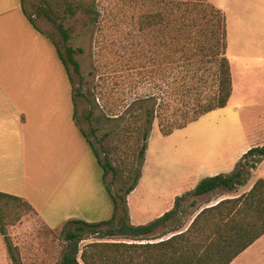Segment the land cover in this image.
Returning a JSON list of instances; mask_svg holds the SVG:
<instances>
[{
    "label": "rangeland",
    "instance_id": "obj_1",
    "mask_svg": "<svg viewBox=\"0 0 264 264\" xmlns=\"http://www.w3.org/2000/svg\"><path fill=\"white\" fill-rule=\"evenodd\" d=\"M7 2L8 6H4V9L8 7L11 14H21L19 0ZM199 3L200 0H192L188 4ZM23 7L40 30L35 34L44 44L43 52L47 46L50 57L57 62L67 94L68 79L51 42L58 46L62 54L65 47L82 50L74 55L79 65V75L71 72L72 86L80 92L79 96L74 97L75 136L80 138L82 135L80 128L98 152L100 160L111 164L114 171H110L104 181L111 193L123 195L139 168L137 151L145 125V109L150 108L146 98H158L156 103L159 107L154 109L160 120L177 111L180 105V92L172 88L180 84L181 78L166 72L167 64L163 58L166 40L160 35L165 31L170 13L163 9L162 3L138 0H23ZM43 10L53 22L60 23L66 30L67 41L61 39ZM94 11L98 15L95 21L92 20ZM147 14H158L162 21L146 27ZM209 19L212 22L215 20L210 16ZM24 23L32 30L27 22ZM159 117L154 118L147 141V159L140 184L142 188L162 172H177L181 166L179 161L183 159L209 156L210 146L216 144L213 142L225 141L233 151L244 145L257 147L264 144V114L261 113V123L242 122L245 116L237 114L232 102L200 116L168 136L159 133ZM83 138L81 136V140H78L80 146L75 141V168L85 164V154L82 157V153L88 149V144ZM247 162L252 168L247 169L244 184L234 191L219 188L201 196H185L179 214L167 223V228L181 226V229H185L200 209L220 199L241 195L258 178H264V157L249 158ZM101 176L102 170L94 159L91 169L79 173L76 169L74 171V179L85 195L96 187L97 192L92 194L91 199L98 203L104 221L111 217L112 202ZM1 210L4 215L1 225H4L18 264H57L60 261L66 250L60 228L49 229L34 212L20 214L19 206L11 201ZM82 211L86 215L97 212L94 209ZM117 239L100 241L116 242ZM94 240L87 237L78 246L81 248ZM260 249L264 253V245ZM240 264H264V256L255 251Z\"/></svg>",
    "mask_w": 264,
    "mask_h": 264
},
{
    "label": "crops",
    "instance_id": "obj_2",
    "mask_svg": "<svg viewBox=\"0 0 264 264\" xmlns=\"http://www.w3.org/2000/svg\"><path fill=\"white\" fill-rule=\"evenodd\" d=\"M203 1L224 16L225 57L231 81L227 103L232 102L237 114L245 116L242 122L261 123L264 0ZM4 6H8L7 0H0V192L25 200L49 229L61 228L69 219L102 221L98 203L91 199L96 187L85 195L74 179L75 169L78 173L89 170L92 159H96L88 145L82 153L85 164L75 168V141L80 146L78 140L83 135L75 136L70 84L67 94L58 64L50 57L47 46L43 52L44 44L23 15L20 0L21 14H11ZM213 143L216 144L210 146L209 156L183 159L177 172H162L142 188L147 143L140 177L126 196L130 224L142 225L160 217L173 207L176 197L192 191L201 179L230 174L242 155L253 147L244 145L233 151L225 141ZM82 209L97 212L86 215ZM261 245L264 235L230 264L244 263L255 251L264 256ZM0 264H11L1 235Z\"/></svg>",
    "mask_w": 264,
    "mask_h": 264
},
{
    "label": "trees",
    "instance_id": "obj_3",
    "mask_svg": "<svg viewBox=\"0 0 264 264\" xmlns=\"http://www.w3.org/2000/svg\"><path fill=\"white\" fill-rule=\"evenodd\" d=\"M141 2L162 3L169 12L165 31L160 35L166 40L163 58L166 60V72L180 76L181 82L172 88L180 92V105L177 111L160 117L155 111L158 98H146L150 108L145 109L144 129L140 136L137 151L139 168L133 176L132 183L123 195H114L104 181L105 176L114 171L111 164L102 162L87 135L79 131L88 143L99 167L102 170L101 182L112 202L111 217L104 221L85 222L69 219L60 228V234L66 242V250L57 264H230L241 252L264 235V178H258L250 189L238 196L222 199L211 206H206L193 216L188 226L167 228V223L179 214V207L185 196H201L219 188L234 191L244 184L248 176L247 160L262 159L264 144L252 147L235 164L228 175H215L201 179L194 189L174 199L173 207L160 217L142 225L129 222L126 196L134 189L140 177L147 140L155 117H159L158 130L162 136L184 128L200 116L223 108L231 94L229 67L225 57V30L222 12L212 5L200 0L198 5H189L192 0H138ZM21 11L29 24L37 31L31 17ZM95 21L96 11H94ZM177 13V14H173ZM47 20L51 21L65 42L66 30L60 23H55L43 10ZM146 27L154 26L162 20L158 14L146 15ZM215 18L214 22L209 19ZM71 87V97L79 96L78 89L72 86L71 72L79 75V65L74 59L80 48L65 47L62 54L56 44L51 42ZM172 85V83H171ZM173 95V92H171ZM75 113V109H74ZM16 203L20 214L34 212L22 198L1 193L0 202L3 210L8 202ZM35 213V212H34ZM4 215L0 211V235L11 264H18L6 233L4 232ZM160 232H157L159 231ZM157 232V233H156ZM95 238L81 248L83 239ZM116 242H101L102 239ZM120 240V242H118ZM127 241V242H126Z\"/></svg>",
    "mask_w": 264,
    "mask_h": 264
}]
</instances>
